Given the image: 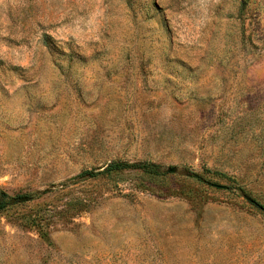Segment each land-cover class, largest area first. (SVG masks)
<instances>
[{
	"label": "rangeland",
	"instance_id": "374dc122",
	"mask_svg": "<svg viewBox=\"0 0 264 264\" xmlns=\"http://www.w3.org/2000/svg\"><path fill=\"white\" fill-rule=\"evenodd\" d=\"M0 191V264H264V0H0Z\"/></svg>",
	"mask_w": 264,
	"mask_h": 264
},
{
	"label": "trees",
	"instance_id": "16d2710c",
	"mask_svg": "<svg viewBox=\"0 0 264 264\" xmlns=\"http://www.w3.org/2000/svg\"><path fill=\"white\" fill-rule=\"evenodd\" d=\"M126 169H141L143 172L148 173V174H154V175H163V173L158 172V167L155 164L152 163H147V162H140V163H128L125 161H111L107 163L102 170L100 171H88L84 173L85 175H88L89 177H97V176H108L111 175L112 173H118L122 172L123 170ZM214 187L221 188V189H227V186L224 185H219V184H211ZM9 196L0 191V210H3L6 208L7 203L9 202ZM253 203L256 207H258L260 210L264 211V205L259 204L255 200L252 199L250 201ZM77 208H76V213L84 212L87 211L88 209V202L86 199L82 197H77Z\"/></svg>",
	"mask_w": 264,
	"mask_h": 264
},
{
	"label": "water",
	"instance_id": "95a60500",
	"mask_svg": "<svg viewBox=\"0 0 264 264\" xmlns=\"http://www.w3.org/2000/svg\"><path fill=\"white\" fill-rule=\"evenodd\" d=\"M174 170H175L174 168L168 169L169 172H170V171L172 172V171H174ZM186 175L197 177L195 174H189V173H187ZM245 198H246L247 200H249V201H252V199H250V198L247 197V196H245Z\"/></svg>",
	"mask_w": 264,
	"mask_h": 264
}]
</instances>
